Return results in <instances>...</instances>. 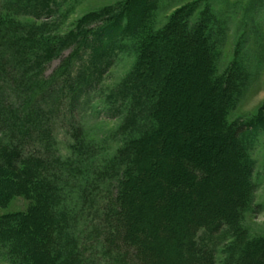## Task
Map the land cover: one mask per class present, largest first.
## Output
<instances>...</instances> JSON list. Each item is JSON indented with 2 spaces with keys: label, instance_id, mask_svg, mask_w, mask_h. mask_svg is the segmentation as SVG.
Segmentation results:
<instances>
[{
  "label": "trees",
  "instance_id": "16d2710c",
  "mask_svg": "<svg viewBox=\"0 0 264 264\" xmlns=\"http://www.w3.org/2000/svg\"><path fill=\"white\" fill-rule=\"evenodd\" d=\"M66 1L77 0H0V168L13 172L16 177V185L15 181L5 180L9 188L13 185L21 187L25 189L23 193L33 200L35 208L31 213L36 221L40 209L49 213L44 231L46 241L39 238L37 243L40 250L36 255L37 263L151 264L138 260L137 251L147 249L161 258L156 264H179L177 260L181 256L188 258L187 264H215V250L199 244L197 234L204 230L203 234L208 233L211 237L228 226L234 236L228 249V262L264 264V236L245 240L247 233L240 226L241 211L251 197L253 167L241 137L247 129L260 124L254 118L249 127L238 125L232 128L222 120L234 103L235 92L221 88L225 79L221 81L214 73L211 44L202 45L198 39L185 36L181 23L176 33L182 36L184 43L172 53L165 44L166 39L175 35L168 32L172 23L154 29L150 23L142 21L146 19L143 15L133 24V37L137 38L139 45V62L131 75H135L136 81L125 79L112 95L121 106L128 105L130 116L124 127L127 134L133 131L134 135L117 149L111 160L104 163V168L98 170L95 162H90L95 152L84 142L75 115L91 89L95 74L101 76L100 67H94V62L107 53L100 37V33L107 29L93 26L88 28L90 32H85L83 27L87 20L64 34H58L57 26L49 22L37 25L19 19L54 17L61 3ZM91 40L93 43L89 42ZM68 47L66 58L69 60H62L53 73L46 75L47 63ZM188 54L196 55L204 67L198 110L177 100L178 94L191 88L189 79L192 73L186 69ZM155 55L161 58L154 61ZM179 58L185 70L173 71L171 64L174 61L176 64ZM80 62L83 66L77 68ZM168 86L169 91L165 92ZM61 107L65 108L64 113H61ZM60 114L70 115L63 124L73 139L70 148L75 158L84 157L82 161L87 162L84 169L82 161L74 164L75 158H62L59 154L53 122ZM186 132L194 134L193 140H186ZM170 133L172 137H181L171 145L179 149L174 159H184L180 157L183 148L190 162L194 161L192 163L199 171L202 169L207 173L197 181L192 197L183 195L181 177L186 175V169L182 170L173 162L175 160L164 155L167 150H163V143ZM225 144L233 154L225 152L224 157L237 162L233 166L237 168V181L242 183L236 200L219 196L228 190L235 193L231 189L235 182H227L228 176L225 175L228 162L220 161L219 169L213 166L218 152H224ZM156 149L162 152L159 161L154 157ZM115 180L120 184L116 198L110 197ZM78 181L84 183V186L77 187L78 208H69L71 199H75V196L70 198L74 194L70 190H74ZM131 184L133 191L127 192ZM68 186H71L70 190L65 189ZM118 201L143 218L145 230L155 233L159 228L162 234L156 233L153 242L139 249V246L135 248L129 244L137 237L138 230L133 225L128 233L121 230L125 224L109 230L110 220L117 214L114 209ZM8 216L0 218V224H3L0 231H6V240L13 237L11 234L16 231L18 221L24 227L28 222L27 216L13 219ZM242 237L244 240L240 243Z\"/></svg>",
  "mask_w": 264,
  "mask_h": 264
},
{
  "label": "rangeland",
  "instance_id": "374dc122",
  "mask_svg": "<svg viewBox=\"0 0 264 264\" xmlns=\"http://www.w3.org/2000/svg\"><path fill=\"white\" fill-rule=\"evenodd\" d=\"M58 10L57 15L50 18L19 17V19L28 23L34 22L37 25L49 22L57 26L55 30L58 34H64L74 29L75 25L87 20L83 27L85 32H90L88 28L93 26H102L107 29L100 33V37L102 38L103 48L108 54L110 52L108 60L106 62L108 55L105 53L99 61L94 62V67H100L101 76L95 74L91 89L87 91L88 95H85L83 104L80 102V108L75 115V120L82 128L84 142L89 144L95 152L90 162L93 163L94 161V166L98 170L104 168V163L111 160L117 149L134 135L133 131L127 134L128 131L124 127L126 119L130 116L129 111H127L128 105L121 106V102L113 98L112 95L125 79L136 81L135 75H131L133 68L137 67L139 62V45L135 40L137 38L133 37V24L139 22L143 15L146 16V19L142 21L150 23L154 29L164 28L167 24L172 23L171 27L168 28V32L170 35H175L173 38L166 39L165 42L172 53H176L184 43L182 36H177L176 33L178 28L181 27V23L184 25L185 36L195 40L198 39L202 45H205L206 42L211 44L210 49L215 67L214 73L220 77L221 81L225 79V83L221 82V88L226 92L228 90V92H235L234 103L228 108V112L222 120L232 128L238 125L249 127L250 120L254 118H257L260 124L256 128L247 129L241 137L245 142L246 151L253 167L251 174L252 186H250L251 197L249 203L241 211L240 226L247 233L245 240L264 236V0H77L75 2H62ZM88 17L91 18L88 19ZM93 41L89 42L93 43ZM69 50V47L66 48L60 56L47 63L46 75L53 73L62 60H69L66 58ZM159 58L161 57L155 55L154 61H158ZM186 63L190 65V68L187 65L188 68L186 69L192 73L189 81L190 87L194 89L191 90L190 88L189 91L178 94L177 98H179L177 100L182 103H189L193 110H198L203 90L201 81L205 78L201 74V70L204 68L203 65L201 66L203 63L197 61L196 55L193 54H188ZM79 66H83V62L78 63L77 68ZM193 66H196V69L191 70ZM171 68L174 69L173 71L181 68L185 70L182 59L179 58L176 64L174 61ZM75 70L76 67H74L73 72ZM168 89L169 86L165 92L169 91ZM64 100L66 106H68L67 99L64 98ZM64 109L61 107V113H64L62 112ZM66 116L70 117L68 114H60V117L54 120L53 127L57 130L61 157L75 158L70 148L74 143L73 139L67 134L66 125L63 124L67 122ZM185 120L190 121L189 118H185ZM179 136L172 137L170 133L162 148L163 150L165 148V151L167 150V154L166 152L164 154L165 157L169 158L170 156V159L175 160L173 162L177 163L182 170L186 169V175L181 177L183 182L181 185L184 187L183 195L192 197L197 187V181H201V177H206L207 173L202 169L199 171L198 167L192 163L194 161L190 162L191 160L184 154L183 148L180 150V157L184 159L181 160L179 157L177 160L174 159V155L179 149H174L171 145L180 141L181 137ZM193 137L195 136L192 132L185 133L187 141L193 140ZM230 149L225 144L222 149L224 152H218L213 166H217V168L221 166L220 161L228 159V156L224 157L225 152L230 155L233 154V150ZM158 151L156 149L154 154L157 161L162 157L160 156L162 152ZM83 158L73 159L74 164H78ZM226 161L229 165H226L225 175L228 176L227 182L231 184L235 182L234 186H231L235 193L228 190L224 191L225 193L222 192L219 196L221 198L224 196L227 199L233 197V200H236L235 196H237L242 184L237 181V173L235 172L237 168L235 165L233 166L237 162ZM82 162L84 165L82 168L84 169L87 162L86 160ZM199 167L201 168V166ZM150 175L151 173H149ZM243 177L245 178V175ZM5 180H8V182L10 180L15 181V185L17 183L13 172L0 168V200H4L3 203H0V218L9 215L8 217L13 219L23 215L28 217V222L27 227H24L18 221V225L15 226L16 231L11 234L13 237H9L8 240L5 238L6 231H0V264H43L37 263L36 255L39 250L37 243H39V238L46 241L44 231L45 225L49 221V213L43 208L40 209L39 219L36 221L31 213L34 212L35 204L32 199L23 193L25 189L15 185L9 188V183ZM116 181L113 182L114 190L110 196L114 198L120 192V184ZM119 181H122V178H119ZM75 184L74 190H70L71 186L65 188L74 193L70 198L75 196V199H71L72 201L68 204L69 208H78L76 196L79 188L77 187L84 186L82 181L75 182ZM129 191H133L132 184L127 188V192ZM139 199H141V196ZM116 203L118 205L114 210L117 209V214L114 216L115 218H111L112 223L109 230L112 231L125 224V228L122 229L121 227V230L123 233L125 231L128 233L133 225L138 230L137 237L129 244L135 245V248L139 246L140 249L148 242H153L156 233H161L159 228L155 233L145 230L142 226V217L138 216L127 205H121L120 201ZM0 223H2V220ZM0 227H3V224H0ZM202 231L204 230L198 232L196 241L215 250V264H230L228 262V249L230 244L234 242L233 231L228 226H224L218 234L211 237L208 236V233L203 234ZM31 238H34L35 241L34 239L32 241ZM126 240L129 241L127 237ZM243 240V237L239 238L240 243ZM120 243L118 244L120 245ZM17 245H19L18 248H16ZM137 252L139 262L156 264L161 259L147 249ZM131 257L133 259V255ZM177 261L179 264H187L188 258L181 256Z\"/></svg>",
  "mask_w": 264,
  "mask_h": 264
}]
</instances>
